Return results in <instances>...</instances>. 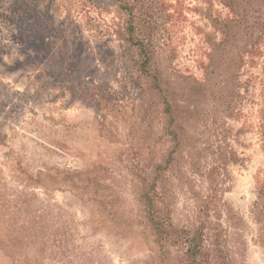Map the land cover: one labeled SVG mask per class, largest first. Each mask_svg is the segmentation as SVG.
I'll use <instances>...</instances> for the list:
<instances>
[{"label": "rangeland", "instance_id": "obj_1", "mask_svg": "<svg viewBox=\"0 0 264 264\" xmlns=\"http://www.w3.org/2000/svg\"><path fill=\"white\" fill-rule=\"evenodd\" d=\"M233 17L222 0H0V264H264V32L231 23L219 46ZM154 179L177 242L148 221Z\"/></svg>", "mask_w": 264, "mask_h": 264}, {"label": "trees", "instance_id": "obj_2", "mask_svg": "<svg viewBox=\"0 0 264 264\" xmlns=\"http://www.w3.org/2000/svg\"><path fill=\"white\" fill-rule=\"evenodd\" d=\"M121 2V0H117ZM222 2L232 11L234 17L233 19L229 20L221 29V32L225 36L223 40L219 42V46L228 45L236 46L237 41V32H230L231 23H235L237 25H241L245 32V36L247 39H252L255 30L260 31L261 33L264 32V0H222ZM261 37V34L257 37V39ZM132 39V38H131ZM251 52L254 49V41L251 43ZM246 52L245 50L242 51L241 56L243 57V53ZM239 58V57H238ZM229 67L232 68L234 63L236 64L237 57H229L228 58ZM264 72V71H263ZM262 95L264 97V86L262 90ZM261 120H260V135L262 140V147L264 150V107L261 113ZM173 138L176 141V146L180 144V140L178 139V135L174 134ZM173 157L172 154L168 157L165 165H158L157 166V176L159 175L160 170L166 169L170 163L172 162ZM215 177L213 173L209 174V179L211 180V187H215ZM212 187V190L214 188ZM155 190H156V181L155 179L149 183L147 187H144L141 190V200L145 205L146 208V215L148 221L150 222L151 227L153 228L157 240L159 243L163 245L166 241H173L177 242L174 239V234L176 235V231L172 227L171 224L166 223L165 219H163L159 215V210L156 208V198H155ZM175 231V232H174ZM200 235V234H199ZM199 235H194L193 237H187L184 239V243L186 244L187 250L186 254L188 257L195 258L196 255L200 254L201 252V245H202V237L201 240L199 239ZM177 238H180V235H176ZM195 260V259H194ZM219 264H229L227 258L223 255L221 263Z\"/></svg>", "mask_w": 264, "mask_h": 264}]
</instances>
